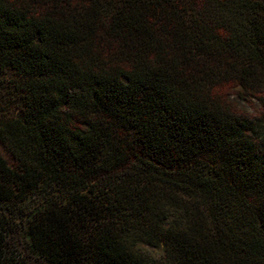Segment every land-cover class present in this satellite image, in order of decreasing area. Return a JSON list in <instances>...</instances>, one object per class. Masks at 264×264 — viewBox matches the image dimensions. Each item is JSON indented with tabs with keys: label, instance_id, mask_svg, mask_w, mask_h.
<instances>
[{
	"label": "trees",
	"instance_id": "obj_1",
	"mask_svg": "<svg viewBox=\"0 0 264 264\" xmlns=\"http://www.w3.org/2000/svg\"><path fill=\"white\" fill-rule=\"evenodd\" d=\"M0 264H264V0H0Z\"/></svg>",
	"mask_w": 264,
	"mask_h": 264
},
{
	"label": "rangeland",
	"instance_id": "obj_2",
	"mask_svg": "<svg viewBox=\"0 0 264 264\" xmlns=\"http://www.w3.org/2000/svg\"><path fill=\"white\" fill-rule=\"evenodd\" d=\"M239 107L246 111L249 114H255L258 111V105L256 102L247 103V102H238Z\"/></svg>",
	"mask_w": 264,
	"mask_h": 264
}]
</instances>
